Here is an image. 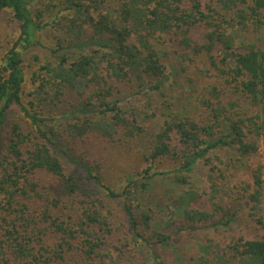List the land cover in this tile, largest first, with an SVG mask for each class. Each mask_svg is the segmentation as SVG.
<instances>
[{
    "label": "trees",
    "instance_id": "trees-1",
    "mask_svg": "<svg viewBox=\"0 0 264 264\" xmlns=\"http://www.w3.org/2000/svg\"><path fill=\"white\" fill-rule=\"evenodd\" d=\"M35 1L0 0V11L9 10L20 31L0 64V141L12 122L9 143L0 146V264H164L156 245L171 248L174 234L183 230L229 224L230 212L213 201L221 193L214 174L224 176L217 162L248 171L260 149L264 0H39L34 9ZM48 29L55 40L47 48L51 60L41 66L44 72L33 73L36 87L25 104L22 50L42 46L40 34ZM196 29L206 31L203 43L194 37ZM167 38L205 53L209 64L227 75L232 93L256 107L255 113L223 99L219 86L202 100L207 120L187 108L171 110L168 100L159 118L157 112L124 109L126 94L162 93L167 87L173 67ZM218 49L223 69L215 59ZM14 104L32 131L11 121ZM151 118L152 127L145 125ZM52 120L62 121L61 128L50 125ZM149 132L142 177L129 176L121 190L60 143L67 139L60 133L81 138L97 154L121 136ZM160 161L168 164L158 167ZM200 165L209 166L210 208L194 177ZM252 177L251 216L263 234L239 235L214 249L212 261L206 258L210 246L200 245L195 264H264V217L258 211H264L262 166ZM162 200L176 201L163 224L155 220ZM214 209L224 213L217 217ZM173 252L178 264L185 259L175 247Z\"/></svg>",
    "mask_w": 264,
    "mask_h": 264
},
{
    "label": "rangeland",
    "instance_id": "rangeland-1",
    "mask_svg": "<svg viewBox=\"0 0 264 264\" xmlns=\"http://www.w3.org/2000/svg\"><path fill=\"white\" fill-rule=\"evenodd\" d=\"M39 0L33 3V8L36 9L40 5ZM195 38L198 42L203 43L205 41L204 33L206 31L196 29ZM19 24L13 18L12 13L7 9L0 11V64L6 53L17 41L19 36ZM52 29H48L40 34L42 46H35L27 50H22L23 54V70L25 72V82L23 86L22 99L23 103L28 104L29 100L33 98V92L35 89V83L33 81L34 72H44L41 66L51 60V54L48 51V46L51 45L54 40ZM251 40H256L258 33L252 34ZM256 36V37H255ZM170 55L169 60L173 67H169L170 80L167 87L162 93L153 92L151 90L134 93V95L126 94L127 99L123 101V107L126 110H131L132 107L142 110V114L145 111L148 113L157 112L158 118L166 112L168 106L164 103L168 100L173 106L171 110L180 112L187 108L191 115L195 117L208 118L209 111L207 110L203 99L209 98L211 95L210 90L213 86H219V89L223 91L222 97L225 100H237L241 107L242 112L255 113L256 107L250 105L246 100L237 92L232 93L233 88L227 84L225 78H228L226 74H220L218 68L209 64L206 59L205 53H198L192 49H185L183 47H177L167 38ZM257 42V41H256ZM258 43V42H257ZM215 59L219 68L223 69L220 62L222 57L221 49L214 52ZM228 68V67H225ZM125 97V98H126ZM61 113H56L60 116ZM11 121L19 123L24 131L30 132L33 130L30 121L24 116L20 106L14 104L12 108ZM157 121H161L159 119ZM154 118L149 121H144L145 125L152 127ZM11 123L8 122L6 127L1 132L2 138L0 146L5 147L9 143V137L11 134ZM55 128L60 129L62 121L52 120L49 123ZM150 130H153L151 128ZM61 132V130H59ZM61 136L67 138L65 141H61V146L72 153L79 160L83 158L84 161L91 163L95 173H99L103 176L106 184L113 187L115 190H121L129 176L134 178L142 177V171L146 163L143 159V153L147 151L149 142L152 138L150 132L143 136L127 139L125 137H119L116 142L104 141L102 144H106V148L97 153L92 154L89 150L90 146L83 144L81 138H73L64 133H60ZM89 143V142H87ZM260 149L257 154L251 157L250 169L248 171L242 169H235L233 166H224L220 162L216 164L222 170L216 171L214 176L215 183L220 186L221 193L218 199L213 200L224 205L230 212L227 216H232L229 224L219 225L218 227H210L205 230L188 231L183 230L181 233L174 234V245L171 248L162 247L156 245V252L164 264H178L176 262V254L174 255L173 248L182 255L185 259L181 260L179 264H195L200 256L199 246L208 245L209 252L206 258L212 261L214 260V249H221L226 247L232 242V240L239 235H245L248 238H252L255 235L263 234V230L258 224H256L251 213L254 211L253 207L255 202H249L248 190L251 189L250 184L253 183V171L262 166L264 169V133L259 139ZM100 151V150H99ZM223 159L224 154L219 151L218 153ZM225 160V159H224ZM158 167H164L168 163L166 161H160L157 163ZM98 169V170H97ZM247 170V169H246ZM209 166H201L195 173V181L199 190L202 193V202L211 207V193L210 181L208 180ZM244 187V188H243ZM213 199V198H212ZM117 200V201H116ZM114 204L116 208L120 207L119 199H116ZM176 201L162 200L157 206L155 220L157 223L163 224L168 218V212L170 207L174 205ZM170 206V207H169ZM164 208V210H163ZM214 208V206H213ZM119 210V209H117ZM216 216L221 217L224 211L220 209H214ZM260 215L264 217V211L258 210ZM165 227L163 226L162 230ZM173 230V228H172ZM199 261V260H198ZM210 264V262L208 263Z\"/></svg>",
    "mask_w": 264,
    "mask_h": 264
}]
</instances>
